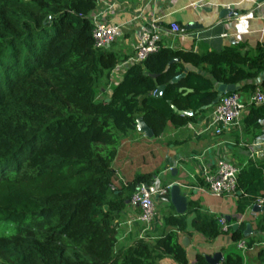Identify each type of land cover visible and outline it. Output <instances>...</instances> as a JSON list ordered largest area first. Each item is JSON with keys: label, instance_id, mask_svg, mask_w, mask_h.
<instances>
[{"label": "trees", "instance_id": "1", "mask_svg": "<svg viewBox=\"0 0 264 264\" xmlns=\"http://www.w3.org/2000/svg\"><path fill=\"white\" fill-rule=\"evenodd\" d=\"M96 2L0 0V264H161L163 258L208 264L201 252L188 263L178 241L179 233L191 235L185 230L191 213L192 231L206 241L228 233L231 243L246 249L260 245L264 204L255 235L244 236V222L223 232L218 217L190 199L184 213L162 215L155 235L144 231L117 245L113 219L125 197L111 190L110 198L108 191L120 136L135 130L137 117L152 137L167 123L193 122L214 105L219 83L240 84L236 93L264 92V78L258 87L248 82L264 71V42L251 51L243 43L199 52L160 45L111 83L110 73L125 57L111 49L112 42L93 46L90 12ZM157 85L163 86L161 96L153 97ZM170 104L196 113L176 114ZM245 107L241 133L252 140L260 134L264 102ZM155 175L137 173L126 186L133 191L138 183L152 184ZM235 179L240 214L264 196V148L261 158L237 167ZM158 197L167 199V193ZM223 250L219 264H245L239 253ZM257 253L264 264L263 245Z\"/></svg>", "mask_w": 264, "mask_h": 264}, {"label": "crops", "instance_id": "2", "mask_svg": "<svg viewBox=\"0 0 264 264\" xmlns=\"http://www.w3.org/2000/svg\"><path fill=\"white\" fill-rule=\"evenodd\" d=\"M259 1L97 0L95 8L90 12V17H96L98 21L119 27V34L110 47L125 58L110 73V80L114 76V80H111L113 83L132 63L130 61L132 46L140 31L151 25L162 30L160 45L171 49L194 52L217 51L226 45L243 43L245 49L251 51L255 44L264 42V8L258 5ZM225 8H228L229 12L220 13ZM170 23L181 27L183 33L170 32L168 29ZM191 25L192 28L186 29ZM190 68L186 65V69ZM262 78L260 73L257 78L248 82L258 87ZM237 85L240 86V84ZM237 94L243 102H246L251 93L238 92ZM210 109L199 113L193 122L179 127H173L167 123L157 137H147L136 129L120 136V143L111 163L113 176L108 191L110 198L111 190L125 197L123 209L113 219L118 246L132 243L140 238L144 231L155 235L162 228V215L168 211L174 212L168 199L157 197L154 199L156 213L151 222L143 225L137 220L138 210L129 201L132 191L126 186L137 173L156 172L153 180L158 186L177 184L186 200H197L203 209L218 218H223L228 226L236 224L235 228H237L240 222L248 223L249 232L246 235H255L254 220L263 208L259 207L256 210L247 207L243 213L238 214L235 212L234 197L210 195L198 184L204 182V175L214 173L217 159H229L239 167L249 160L253 162L261 158L264 148V120L259 122V136L252 140L241 133V123L237 128L222 130L219 135H215L211 131L203 130L207 124ZM245 113L246 107L241 119ZM235 133L238 136L237 139H235ZM172 169L175 171L173 175L170 173ZM190 232V236L178 234L179 242L183 237L187 238L184 248L188 263L193 262L196 252L210 255L228 246L230 242L228 233L221 234L212 241H206L200 234L192 230ZM260 245L264 246V236ZM241 249H244V254L249 255L250 264H258L257 256L254 257L249 253L252 247L246 249L242 246ZM246 261L244 259V262ZM160 263L174 264L169 258L161 259Z\"/></svg>", "mask_w": 264, "mask_h": 264}, {"label": "built area", "instance_id": "3", "mask_svg": "<svg viewBox=\"0 0 264 264\" xmlns=\"http://www.w3.org/2000/svg\"><path fill=\"white\" fill-rule=\"evenodd\" d=\"M264 8V0H260L259 4ZM135 18V17H133ZM93 24L92 39L93 46L100 48L106 47L119 34L118 25L105 24L98 21L96 17H91ZM168 29L174 34H182L183 29L175 23H170ZM162 30L151 25L147 29L140 31L136 42L132 46V55L130 61L132 63L143 60L148 54L155 52L160 47V35ZM264 102V92L255 88L249 95L248 100L243 102L236 92H231L220 96L216 103L211 107L207 124L203 130H208L219 135L222 130L237 128L243 115L245 105L250 104L257 106ZM214 173L212 175H204L202 190L216 197H234L237 172V166L229 159H217L214 165ZM168 186H158L156 181L146 185L138 183L132 191L129 201L138 210L137 220L143 225H147L153 219L156 211L154 207V196L160 193H167ZM161 198V197H160ZM165 199V198H161ZM264 204V196L256 199L255 205L261 207ZM217 222L223 232L227 231L228 225L223 218H218ZM238 247H242V242L237 243Z\"/></svg>", "mask_w": 264, "mask_h": 264}, {"label": "water", "instance_id": "4", "mask_svg": "<svg viewBox=\"0 0 264 264\" xmlns=\"http://www.w3.org/2000/svg\"><path fill=\"white\" fill-rule=\"evenodd\" d=\"M228 12H229V9L225 8V9H222L220 13H228ZM187 28H192V25L189 26V27H186V29ZM175 60H177V58L171 59V62L175 61ZM198 73L201 74V71L198 70ZM183 75H184V72H182V73H180V74H178L176 76H173L171 78V82H176ZM153 76L154 75H152V77ZM261 76L264 78V71L261 73ZM237 87H238L237 84H222V83L217 84L216 88H215L216 89V96H215L214 100L212 101V103L213 104L216 103L218 98L223 93L233 92ZM162 88H163L162 85H157L155 87L154 91L152 92L153 97L161 96ZM178 91H182L183 93H187V92L190 91V89H184V88L180 87V88H178ZM107 100H108L107 98L104 99V101H107ZM170 108L176 114L183 115V116H190L191 114L196 113V112H192L190 110H178L174 105H171V104H170ZM134 127H135V129L137 131H139L143 135H145L147 137L152 136L151 130L143 122L141 117H137L135 119V126ZM174 172H175L174 169H172L170 171L171 175H173ZM167 191H168L167 192V199H168L169 204L172 206V208L174 210V213H176V214L184 213L185 209H186V201L187 200H186L185 195L180 193L178 185L175 184V183H172V184L168 185ZM157 197L158 196L155 195L154 199H156ZM257 208H259V207H257L256 205L252 206V209H256L257 210ZM260 208H263V206H261ZM104 209H106L105 206H104ZM193 217H194L193 213L189 214L186 217V220H185L186 221V228H185V230L187 232H190L192 230L191 221H192ZM236 226H237L236 224H233L231 227H232V229H234ZM248 232H249V224L245 223V226H244V229L242 231V234L246 235ZM180 243H181L182 246H186L187 238L183 237L180 240ZM205 260L207 261L208 264H219V262L222 260V255H221V253L219 251H215V252H213L210 255H206L205 256Z\"/></svg>", "mask_w": 264, "mask_h": 264}, {"label": "rangeland", "instance_id": "5", "mask_svg": "<svg viewBox=\"0 0 264 264\" xmlns=\"http://www.w3.org/2000/svg\"><path fill=\"white\" fill-rule=\"evenodd\" d=\"M111 80L113 81L114 80V76H112L111 77ZM259 246L260 245H254L253 247H252V250L251 251H249V253L252 255V256H254V257H256L257 256V249L259 248ZM224 248V250H223V252H225V251H235V252H237V253H239L240 255H241V257H242V259H243V261H244V259H246L247 261L246 262H244L245 264H250V262H248V254H244V249H241L242 247H238L237 246V243H231V242H229V244H228V246H226V247H223ZM247 257V258H246ZM257 258V257H256Z\"/></svg>", "mask_w": 264, "mask_h": 264}]
</instances>
